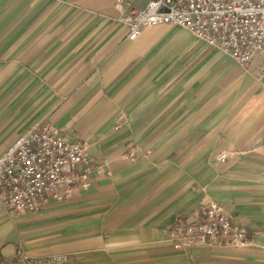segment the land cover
<instances>
[{
  "label": "crops",
  "instance_id": "1",
  "mask_svg": "<svg viewBox=\"0 0 264 264\" xmlns=\"http://www.w3.org/2000/svg\"><path fill=\"white\" fill-rule=\"evenodd\" d=\"M148 1L0 0V157L51 123L105 170L41 212L0 204L5 260L264 264V58L243 68L171 25L126 39L118 18ZM212 204L252 243L174 250L176 217Z\"/></svg>",
  "mask_w": 264,
  "mask_h": 264
},
{
  "label": "built area",
  "instance_id": "2",
  "mask_svg": "<svg viewBox=\"0 0 264 264\" xmlns=\"http://www.w3.org/2000/svg\"><path fill=\"white\" fill-rule=\"evenodd\" d=\"M117 21L130 41L138 40L146 29L171 25L186 29L243 68L264 58V0H149L143 10L122 14ZM87 151V144L66 140L51 123L39 124L21 136L0 157V204L6 214L41 212L51 201L70 200L77 189L89 190L92 177L105 170L104 165L93 164ZM123 159L135 162L137 150ZM227 159V154L217 158L221 162ZM169 242L174 250L186 254L199 248H237L252 243L248 231L233 224L218 204L200 207L188 218L177 216ZM16 257L13 262L0 255V264L32 261L23 247Z\"/></svg>",
  "mask_w": 264,
  "mask_h": 264
}]
</instances>
